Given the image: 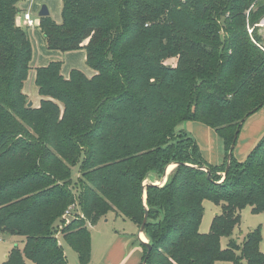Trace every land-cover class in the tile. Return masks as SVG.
<instances>
[{
	"label": "trees",
	"instance_id": "16d2710c",
	"mask_svg": "<svg viewBox=\"0 0 264 264\" xmlns=\"http://www.w3.org/2000/svg\"><path fill=\"white\" fill-rule=\"evenodd\" d=\"M21 1L0 0V235L17 242L3 264H68L59 232L87 262L90 227L108 212L139 229L148 215L142 264H264L260 229L233 238L242 210L264 212V136L221 177L240 122L264 107V0H62V22L41 17L38 29L51 51L85 50L95 75L66 79L60 61L38 68V108L24 93L33 48ZM187 121L223 139L221 165L179 129ZM174 163L144 201L147 176ZM206 199L222 211L204 234ZM76 202L81 214L62 228Z\"/></svg>",
	"mask_w": 264,
	"mask_h": 264
},
{
	"label": "rangeland",
	"instance_id": "374dc122",
	"mask_svg": "<svg viewBox=\"0 0 264 264\" xmlns=\"http://www.w3.org/2000/svg\"><path fill=\"white\" fill-rule=\"evenodd\" d=\"M39 12L38 14H35L32 17L36 25L32 28H29V30L38 27L40 23ZM257 26L259 27L258 29L259 35L260 34L264 35V27H260L259 25ZM165 63L167 65L175 66L177 60L170 59L167 60ZM32 99L33 98H30L29 101ZM255 114H256L255 117L252 118L248 123L247 122L244 123V126L240 131L239 139L234 149V157L237 160L238 159L240 161L244 160L247 157V155L250 154L254 149L253 142H255L256 139L253 137L252 133H250L248 130L253 126L254 122L259 117L261 118V115L264 114V107H262ZM179 129L185 130L195 138L196 142L198 143L200 152L202 154V158L207 163L211 164L212 166H219L225 161L226 158L225 143L213 128L209 127L208 125L202 122L187 121L183 123V125H181ZM176 168L177 166H174V168L168 174L167 181L169 177L173 174V172L176 170ZM80 170H81V162H79L77 165H75L72 168V174H71L72 184L74 185V193L77 202H79V197H80V193H79L80 184H81ZM221 177L222 179H224V173L221 174ZM162 180H163V176L160 178L154 177L152 180L154 182L150 180H146L144 182V185H150L152 183H156V186L163 187L166 185L167 181L163 183ZM77 202H76L77 210L75 212L81 214V209L79 203ZM203 206H204V216L200 225V232L206 234L209 233L211 230L214 217L217 214H220L222 210L220 205L214 203L209 199L204 200ZM240 215H241V222L240 225H238L234 230L233 238L236 239L239 243H242L246 238V236L251 231L255 229H260L262 233V242L260 248L261 251L264 253V212L255 214L252 212L251 207H247L240 212ZM78 216L81 217V215ZM73 220L74 218H69L68 221L67 219H65V223L61 224L63 225L62 228L67 227L69 224L72 223ZM138 232H139V228L131 220L124 218L123 216L117 214L116 212L106 213L98 220L97 224L94 227H90V239H91L90 259L87 262L81 261L78 251L71 245V243L64 237V235L61 234V232H59V234L57 235V239L59 244L63 247V250L67 257L68 264H116L117 262H118L117 264L122 263V258H123L122 255L120 256V258L113 255H112L113 257L110 258L109 255L110 250L114 247L116 243H119L120 241H123V243L128 242L129 244L127 246V250H129L128 253H132L134 251L133 249L135 248V246L138 247V251H137L138 253L133 252V255H131V257H133L134 259L138 257L139 260L142 257V260L140 262V264H142L144 250L141 243L137 239ZM1 237L2 239L0 240V264H3L7 256L9 255L10 251L13 249V247L16 245L17 242L14 238L9 237L8 235L5 236L2 235ZM149 242L150 241L148 240V243ZM228 242H229L228 238L223 237L221 239V244L224 249L227 248ZM118 251L119 249L117 248L116 252L118 253ZM27 264H34V263L28 261ZM127 264H132V262H128ZM216 264H232V262L218 261L216 262Z\"/></svg>",
	"mask_w": 264,
	"mask_h": 264
},
{
	"label": "crops",
	"instance_id": "0c3cea01",
	"mask_svg": "<svg viewBox=\"0 0 264 264\" xmlns=\"http://www.w3.org/2000/svg\"><path fill=\"white\" fill-rule=\"evenodd\" d=\"M43 4H46V6L48 7L50 16L52 17V19L57 23H61L62 22V0H22L19 4V8L21 12L17 16V24L21 26L22 28L27 29L31 43H32V48H33L31 69L29 71L28 78L24 86V93L28 97V101L30 98H33L32 99L33 101L32 100L30 101H32L34 107H38L42 100V97L39 94L38 87L35 83L38 68L46 67L51 62L60 61L63 64L62 65V75L66 79L70 77V74L73 70H79L83 72L89 78L95 75V72L91 68H89L87 65V52L85 50L73 51V52H68V53H62L60 51H51L47 48L45 40L43 36L41 35L38 27L32 30H29V28H27L26 23L24 21V14L31 13L33 17L35 14H38ZM39 22H40V19H39ZM260 35L264 38L263 34H260ZM255 115L256 114L248 118L246 122L248 123L252 118L255 117ZM248 131L252 133L253 137L256 139L255 142H253L254 144L253 146L255 148L256 145L260 142V140L264 136V114H262L261 118L259 117L254 122L253 126ZM244 160L240 161L238 159L239 162H243ZM139 235H140V229L138 232L137 239L141 243ZM140 237L142 238L143 241L148 242V240L145 237V234H141ZM128 245H129L128 242L123 243V241L116 243L109 252L110 258H112L113 256L120 258V256L122 255L123 256L122 263H119V264H127L128 262H132V264H140L142 257L140 258V260L138 257L136 259L131 257V255H133V252L138 253L137 252L138 247L134 245L135 246V248L133 249L134 251L132 253H128L129 251L127 250ZM117 248L119 249L118 253L116 252ZM143 256H144V253H143Z\"/></svg>",
	"mask_w": 264,
	"mask_h": 264
},
{
	"label": "water",
	"instance_id": "95a60500",
	"mask_svg": "<svg viewBox=\"0 0 264 264\" xmlns=\"http://www.w3.org/2000/svg\"><path fill=\"white\" fill-rule=\"evenodd\" d=\"M47 16H50L49 9H48V7H47L46 5H43L42 8H41V10H40V12H39V17L41 18V17H47ZM28 106H29V107H32V106H33V103H32V102H29ZM253 114H254V112H252V115H253ZM248 118H249V117L247 116V117H245V118L240 122L239 128H238V130H237V132H236V134H235V141H234V144L232 145L231 150H230L229 155H228V162H227V166H226V171H225V173H224V179H225V177H226V175L228 174V171H229V169H230L231 158H232V155H233V153H234V149H235V147H236V141H237V139H238V137H239V133H240V131H241V127H242L243 124L247 121ZM173 165H174V166H179L178 163H174ZM199 169L204 170V171H206L209 175H211V172H210L209 168L201 167V168H199ZM167 176H168V168H167V170L165 171V173H164V175H163V180H162L163 183H165V182L167 181ZM146 180H150V181H152V180H153L152 175L147 176V179H146ZM152 182H154V181H152ZM153 184L156 185V183H153ZM146 187H147V185H144V188H145L144 201H146V196H147V193H146ZM147 222H148V215L145 216L144 222H143V224H142V226H141V228H140V235H141V234H144V231H145V227H146ZM140 235H139V238H140L141 243L146 244V245L149 247V249L151 250V249H152L151 244H149L148 242L143 241L142 238L140 237ZM144 264H146V262H144Z\"/></svg>",
	"mask_w": 264,
	"mask_h": 264
},
{
	"label": "built area",
	"instance_id": "2783aa9c",
	"mask_svg": "<svg viewBox=\"0 0 264 264\" xmlns=\"http://www.w3.org/2000/svg\"><path fill=\"white\" fill-rule=\"evenodd\" d=\"M24 21L26 23L27 28H32V27H34L36 25L34 19L32 18V15L30 13H25L24 14ZM259 26L260 27H264V19L262 20L261 24H259ZM251 32H252V30H250V33ZM262 49L264 50V48H262ZM76 210H77V205L73 204L65 212L64 218L67 219V221L69 220V218H74ZM77 214H79V213H77ZM1 239H2V237L0 236V240Z\"/></svg>",
	"mask_w": 264,
	"mask_h": 264
},
{
	"label": "bare ground",
	"instance_id": "6f19581e",
	"mask_svg": "<svg viewBox=\"0 0 264 264\" xmlns=\"http://www.w3.org/2000/svg\"><path fill=\"white\" fill-rule=\"evenodd\" d=\"M174 168V165H171L168 167V174L171 172V170Z\"/></svg>",
	"mask_w": 264,
	"mask_h": 264
}]
</instances>
